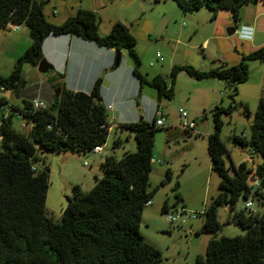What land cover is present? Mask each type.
<instances>
[{
    "label": "trees",
    "instance_id": "1",
    "mask_svg": "<svg viewBox=\"0 0 264 264\" xmlns=\"http://www.w3.org/2000/svg\"><path fill=\"white\" fill-rule=\"evenodd\" d=\"M183 14L207 9L214 20L219 11L231 13L237 25L240 9L247 4L264 0H171ZM47 0H0V30L9 25H24L30 34V45L16 59L8 75L0 74V91H11L17 97L25 88L22 66H37L43 58L42 46L48 36L72 35L100 47L126 51L132 61V76L139 89L148 86L157 91V103L173 96L176 76L183 71L201 80L214 78L224 81L231 91L226 107L212 111L214 131L208 136L207 151L210 168L219 181L218 193L203 212L202 226L195 235H211L205 254L197 255L194 264H264V99L260 100L249 127L250 136L227 137L239 148L249 147L250 155L260 158V163L249 167L246 162L235 165L225 141L221 137V115L230 117L235 107L238 86L247 82L248 63L264 65V46L240 56L237 64L221 63L207 71L190 65H174L170 69V84L162 76L148 79L140 72V58L136 52V39L128 26L115 22L105 35L99 34V17L92 11L79 9L75 15L59 25L48 22L44 16ZM235 27V26H234ZM52 73V72H51ZM50 73V74H51ZM49 74V75H50ZM51 82L63 75L53 72ZM102 78H97L89 93L73 92L61 87L58 97L45 109L33 110V98L21 100V106L8 103L0 97V264H162L161 253L146 243L140 234L141 216L155 190L148 191L154 134L159 127L153 116L151 123L143 119L120 124V129L134 134L135 152L125 153L119 161L107 156L101 163L104 174L95 179L94 186L74 199L66 198L59 222L46 216L45 200L49 169L36 170L33 163L41 151L92 152L106 143L110 125L106 107L102 103ZM159 105L157 104L156 107ZM7 107L11 113L32 122L28 134L12 128L10 116L1 113ZM247 110V108L245 107ZM120 145L117 140L113 148ZM227 155L232 175L225 166ZM170 170L166 178L170 179ZM258 179L260 187L254 198L262 207L260 216L252 212H234L239 197L247 199L250 185ZM178 184H175V188ZM258 192V193H257ZM230 208L234 224L245 231L243 236L215 238L220 224L218 207ZM167 210L166 201L161 211Z\"/></svg>",
    "mask_w": 264,
    "mask_h": 264
},
{
    "label": "rangeland",
    "instance_id": "2",
    "mask_svg": "<svg viewBox=\"0 0 264 264\" xmlns=\"http://www.w3.org/2000/svg\"><path fill=\"white\" fill-rule=\"evenodd\" d=\"M47 3L48 1L44 5V10L51 12L59 10L58 6L52 5V1L50 4ZM92 4L93 0H83L85 7ZM136 7L123 9L121 17H124L125 25L132 28L141 62L140 72L144 75L152 73L148 74L149 79L159 75L169 85L170 69L174 65H190L199 71H207L221 63L229 65L231 59L240 60V55L246 53L247 46L240 41L239 30L228 35L227 29L233 27V24L226 26L220 21L211 20V13L207 9H201L196 13L205 19L204 22H193L171 0H138ZM110 14L111 9L104 11L99 29H107ZM18 35L19 33L9 26L0 30L1 75H8L11 72L16 59L24 52L27 42L24 39L17 41L15 36ZM119 53L120 67L125 63L132 66L127 52L122 50ZM156 53L162 57L161 61L155 58ZM51 75L52 73L42 74L33 65L24 64L23 92L17 97L11 91H0V97H4L14 106H21L22 99L32 97H38L44 104L49 105L50 97L53 99L55 90L60 89L54 87L57 81H50ZM255 80V77H251L246 83L238 86V95L234 98L235 107L230 117L221 115L223 122L221 137L235 165L246 162L249 167H254L260 163L259 157L250 155L249 147L241 149L225 140L234 135L249 139V127L260 95L257 89L252 87ZM224 83L214 78L197 80L181 71L176 76L173 96L169 99L163 97L157 103V91L143 86L131 102L126 96L127 90L130 89L127 84L119 95L120 103L124 101L125 105L133 103L134 106L137 103L136 110L139 114L135 117V122L142 118L151 123L157 104L165 119L163 126L154 134L152 155L156 160H161V163L151 164L147 190L155 192L150 199V205L143 209L139 229L143 240L160 251L162 264H194L197 255L205 254V239L211 235H195V231L202 226L203 212L218 193L219 179L210 168L207 140L214 131L212 111L218 106L226 107L230 102L228 96L231 91ZM39 89H42L41 97L35 96ZM179 109L186 112V121L194 124L192 130H185L179 126L181 123ZM1 113L6 118L12 114L9 119L13 129L23 134L29 133L32 127L30 120L11 113L7 107H2ZM106 113L110 128L100 156L90 151H41L33 163L37 171L43 166L49 169L45 214L53 222L60 221L62 210L67 203L66 198L73 200L75 195L87 193L94 175H97L96 179L103 176L104 171L99 163L105 155L119 161L125 153L136 150L134 134L118 127L120 124L115 120L114 109H106ZM117 140L120 145L113 148V143ZM223 159L225 166L229 168L228 173L232 175L227 155H224ZM167 169L170 170V179L166 178ZM248 184L250 185V182ZM247 200L250 198L239 197L233 211L242 210L247 214L251 210L254 215L260 216L262 207L255 200L252 201L249 210L243 209ZM164 201L167 203V210L162 212ZM185 214H192L195 217L181 223ZM167 216H177L178 220L171 224ZM217 221L220 228L215 233V238L245 234L243 229L234 224L232 218H229L227 223L226 207L217 208Z\"/></svg>",
    "mask_w": 264,
    "mask_h": 264
},
{
    "label": "crops",
    "instance_id": "3",
    "mask_svg": "<svg viewBox=\"0 0 264 264\" xmlns=\"http://www.w3.org/2000/svg\"><path fill=\"white\" fill-rule=\"evenodd\" d=\"M47 1L49 4L52 1V5L59 7L58 11L51 12L50 10H44L46 20L56 25H59L67 18L74 16L76 11L79 9L90 10L94 12L99 17V19L106 9H111L112 14L109 15V25L107 29H99V34L105 35L109 32L111 26L115 22L120 21L125 24V21H123L124 17H121L122 10L130 7L133 8V6L137 8L136 2L138 0H93V4L89 7H85L83 5V0ZM197 12L185 15H188V19H192L193 22H204L205 19L202 16H197ZM205 18L207 17L205 16ZM214 20L220 21L226 26L233 24V27L235 26V31L237 29L239 30L240 41H242L247 46L245 54L250 53L261 46H264V5L262 3L244 5L240 9L239 21L237 25L234 24L231 13L228 11H219L216 14ZM100 22L101 20L99 21V28H101ZM196 24L198 25V23ZM9 27L12 28V25H9ZM129 29L131 32L132 28L129 27ZM13 30L19 33L18 36H15L17 41L22 39L26 40V49L31 42L28 28L24 25H20L17 29ZM42 53L43 58H45L54 66L53 72L63 75V78L58 81L61 87L73 92L89 93L94 81L97 78H102L103 82L101 97L102 103L105 105L106 109H114V117L116 118V122L119 124L135 122V117L139 114V112L136 110V107L138 106L137 103L136 106H134L133 103L132 105L130 103L125 105L126 103L124 101H121L120 103L119 95L124 90V85L127 84L130 89L127 90L126 96L128 97L129 101L132 102L133 98L137 96V93H140L141 89H139L137 81L132 76L131 65H127L125 63L122 67H120V64L118 67L113 66V62L116 57V51L114 49L100 47L93 42L81 40L76 36L63 35L48 36L43 42ZM238 62L239 59H231L229 65H235ZM150 66H152V64H150ZM248 68V80L251 77L256 78L255 82L252 84V87L256 88L257 92L260 93L257 99V102L259 103L260 100L264 99V65L256 61H252L248 63ZM148 74L152 73H145L147 78ZM35 96H43L42 89H39ZM51 101L52 99L50 97L49 102ZM112 105L114 108H112ZM114 117L112 118V121H114ZM100 153L95 155L100 156ZM105 157H107V155H105ZM102 162L99 163L100 167ZM238 164L239 163L236 165ZM96 176L97 175H94V180L92 185H89L88 191L94 186L96 182ZM211 238L212 236H206L205 243L207 244Z\"/></svg>",
    "mask_w": 264,
    "mask_h": 264
},
{
    "label": "built area",
    "instance_id": "4",
    "mask_svg": "<svg viewBox=\"0 0 264 264\" xmlns=\"http://www.w3.org/2000/svg\"><path fill=\"white\" fill-rule=\"evenodd\" d=\"M17 28H18V26L12 25V29H17ZM156 58L159 61L162 60V57L159 54H156ZM31 105H32L33 110H35V111L36 110H42V109H45L47 107V105L44 104L42 101H40L38 98H33L31 101ZM178 113H179V116L181 119V123L179 124V126H181L185 130H192L194 128V124L192 122L186 121V117H187L186 112L182 109H179ZM154 117L156 120L155 121L156 126H158V127L163 126L165 119H164L163 115L160 113L158 107H156L154 110ZM0 140H1V136H0ZM101 148L102 147H98V146L94 147L92 150V153L99 154L102 150ZM151 163L160 164L161 160H159V159L156 160L154 157H152ZM250 187H251L250 194L248 196V198H250V200L246 201L244 208H243L244 210H246V209L249 210V208L252 206V201L255 200L254 198L256 197L255 191L260 187V181L258 179H256L253 182H250ZM149 205H150V202H147L146 206H149ZM249 211L252 212L251 210H249ZM194 217L195 216L192 214H185L183 216V219H181V223H184L187 220H192V219H194ZM167 220L169 223L173 224L178 220V217L177 216H175V217L174 216H167Z\"/></svg>",
    "mask_w": 264,
    "mask_h": 264
},
{
    "label": "water",
    "instance_id": "5",
    "mask_svg": "<svg viewBox=\"0 0 264 264\" xmlns=\"http://www.w3.org/2000/svg\"><path fill=\"white\" fill-rule=\"evenodd\" d=\"M235 31V28L234 27H230L227 29V33L228 35H231L233 34ZM120 64V53L119 52H116V57H115V60L113 62V66L114 67H118ZM37 70L38 72L42 73V74H45V75H49L51 72H53L54 70V66L48 62L45 58H42L38 64H37ZM59 93H60V89H56L55 90V93H54V96L55 97H58L59 96ZM142 118H140L139 121H141ZM226 142L228 141L227 139H225ZM227 212H228V217L230 215V208H227Z\"/></svg>",
    "mask_w": 264,
    "mask_h": 264
}]
</instances>
